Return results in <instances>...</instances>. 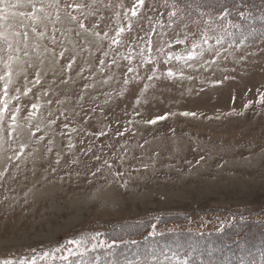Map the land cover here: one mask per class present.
<instances>
[{"label": "rangeland", "instance_id": "374dc122", "mask_svg": "<svg viewBox=\"0 0 264 264\" xmlns=\"http://www.w3.org/2000/svg\"><path fill=\"white\" fill-rule=\"evenodd\" d=\"M135 4H0L9 17L0 31L20 48L0 124V261L47 251L37 264H264V36L229 41L211 16L190 15L174 0H144L132 16ZM189 51L198 55L175 58ZM8 55L0 37V76ZM144 222L145 233L127 236ZM232 226L231 235L207 237ZM81 237L88 251L61 259L67 252L55 249ZM99 240L106 244L93 249Z\"/></svg>", "mask_w": 264, "mask_h": 264}, {"label": "snow or ice", "instance_id": "6c2138e0", "mask_svg": "<svg viewBox=\"0 0 264 264\" xmlns=\"http://www.w3.org/2000/svg\"><path fill=\"white\" fill-rule=\"evenodd\" d=\"M17 2L19 3V0H17ZM4 3V0H0V4H3ZM144 5V0H136V4L133 6V8L131 9V14L132 16H136L137 13H138V8L139 7H143ZM69 7H74L76 9H80L83 7V5L81 4H74V5H69ZM8 10V6L5 5V7L3 9H0V20H4V21H7L9 19L8 15H5V12H7ZM36 9L35 7L33 6V12L28 14L31 19L35 22V21H38L39 20V17L35 15L36 13ZM39 11H43V8H41ZM13 16L16 15V13H12ZM19 15L23 16L24 14L23 13H20ZM224 15L226 16L227 15V12L224 13ZM57 19H59V16H57ZM71 19L73 21H75L77 18L75 16H72ZM79 27L81 29H85V25L83 22H81L79 24ZM131 23H129L128 25V30L130 31L131 30ZM125 31V28L124 27H120L118 29V31L116 32V36L114 38L111 39V43L114 44V45H118L121 43L120 41V35L121 33H123ZM32 32L33 33H36L37 36L39 37H43L44 36V33L43 32H39L37 33L36 32V28L33 27L32 28ZM9 33L6 32V31H0V37H2L5 42L8 43V52H9V55H8V59L7 61H5V67L7 69V71L5 72L4 75L0 76V80H4L5 83H4V88H3V96L0 97V124H2L3 120H4V114L6 112H9L10 109H9V99H7L6 97H8V87H9V84L12 82V65H13V62H16V61H19V57L18 56H15L13 55V52H19L20 51V48L17 46L15 49L13 48V43L9 40ZM12 36L14 37H17L19 38L21 36V33L20 32H15V33H11ZM97 36L100 35V33H96ZM105 37H107V33L104 34ZM23 37H24V43H25V48L27 47V39H28V34L27 32L23 33ZM53 42H55V40L53 39ZM17 45L20 43V41L17 39L16 41ZM150 43V42H149ZM178 43H182V41H178ZM203 43L204 44H207V39H204L203 40ZM217 43H219V40L217 41ZM197 47H199L198 44L196 43H193L192 45V48L193 49H196ZM161 51H163L161 49ZM27 51H25V55H27ZM61 56L64 55L63 52L60 53ZM105 56L108 55L107 52L104 53ZM171 55V53L169 54ZM196 55H198V53L196 51H189L187 53V56L184 57V56H176L175 58L177 60H181V59H187V60H191L193 59ZM128 59H131V57H127ZM147 62V61H145ZM104 61L101 60V64H103ZM113 63H115V61H113ZM67 67L70 69L72 67V62H70ZM134 69L133 68H129L128 69V72H133ZM175 73H173V71L171 69L168 70L167 72V76L169 77H172L174 76ZM39 73H37V79L35 80V83H39ZM153 77L150 76L148 79L151 80ZM125 83L127 84L128 81L125 80ZM31 91L30 88H26L25 91H24V95H27V93ZM17 92H19V89H17ZM12 99H18V97H12ZM259 100L261 102H264V93H261L260 96H259ZM251 104V101L248 102V104H245L244 107L245 109H247L249 107V105ZM32 108L36 109V108H39V105L38 104H33L32 105ZM20 111L19 107L15 108V110H11V117H12V124L14 125L15 124V121H16V113H18ZM231 114V113H229ZM168 115L169 114H165L163 116H157L149 121H146V123L148 124H156L158 121H161V120H165L168 118ZM181 115L183 116H196L197 114L194 113V112H183L181 113ZM65 127H67V125H65ZM39 129L37 128V131ZM73 131H75V129H73ZM125 131H127V129H125ZM105 133L101 132V133H98L97 135H104ZM9 135H11V133H9ZM117 135H123V132H120V133H117ZM41 140H43V137H40ZM49 143H51V141H49ZM23 148H24V145H21V151H23ZM51 149H49L50 151ZM90 150V149H89ZM97 159H99V157H97ZM203 159V157L201 158ZM59 162V160H57V163ZM105 163H107V161H105ZM111 167V165H109ZM99 170V169H98ZM4 171H7V169H5ZM4 171H0V178L3 177L4 175ZM117 175H120L119 173H117ZM127 186V181L124 182V184L122 185V187H126ZM155 225L152 226L153 228V231L151 233V235L155 236L157 233L155 232ZM100 234L99 233H96L94 234L93 236V239H96L97 237H99ZM134 243V242H133ZM106 244V241L104 240H99L98 243H93L92 244V248L95 249L96 247H99V246H104ZM85 245V240L84 238H73V239H69L67 240L65 243L61 244L59 247H57L55 249V251H60L61 249H64L66 252H67V255H64L62 257H60L61 259L63 260H68V258L70 256H75V255H83L84 252H87L88 251V248L86 246H83ZM115 245V241L112 242V244H109L107 245L108 247H112ZM33 253L36 252L35 249H32ZM49 252L45 251L43 253L42 256L40 255H33L31 259H21L20 261V264H37V261L38 259L39 260H43L45 258H48L49 257ZM0 264H13V261L12 260H9V259H5V260H2L0 261ZM79 264H83V262H79Z\"/></svg>", "mask_w": 264, "mask_h": 264}, {"label": "trees", "instance_id": "16d2710c", "mask_svg": "<svg viewBox=\"0 0 264 264\" xmlns=\"http://www.w3.org/2000/svg\"><path fill=\"white\" fill-rule=\"evenodd\" d=\"M179 4V7L184 10H189L190 15L198 16L199 18H211L228 31H226L227 39L229 41H243L248 37V34H255L258 36H264V0H174ZM216 5H210L209 3ZM215 1V2H214ZM221 4V5H218ZM227 12L225 16L224 13ZM138 229L136 232H127V236L134 234L139 235L145 233L148 230L147 223H139L135 226ZM151 229V227H150ZM232 227H225L221 232L209 234V238H219L226 233L231 235L233 232ZM231 230V231H228ZM253 233V232H252ZM251 233V234H252ZM227 234V236H228ZM255 234V233H254ZM259 235L260 233L257 232ZM256 234V235H257ZM241 236V233L239 234ZM263 234H260V236ZM192 236L191 233L183 232L178 233V237ZM245 236V235H244ZM181 237V238H182ZM227 238V237H226ZM153 238L147 237L146 240Z\"/></svg>", "mask_w": 264, "mask_h": 264}]
</instances>
